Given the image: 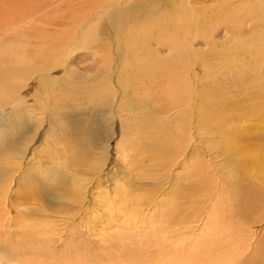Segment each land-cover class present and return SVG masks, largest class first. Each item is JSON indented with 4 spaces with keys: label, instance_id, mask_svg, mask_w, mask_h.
I'll use <instances>...</instances> for the list:
<instances>
[{
    "label": "bare ground",
    "instance_id": "6f19581e",
    "mask_svg": "<svg viewBox=\"0 0 264 264\" xmlns=\"http://www.w3.org/2000/svg\"><path fill=\"white\" fill-rule=\"evenodd\" d=\"M74 1L79 0H46L44 6L39 8L35 4V10H26L23 14L12 13L15 17L0 16V154H7L2 158L6 162L0 164V229L16 228L17 233L24 237L20 243L24 247L28 243L39 241L43 233L53 230L54 220L57 219L63 223L80 221L79 229H83L92 222L98 225L104 217L108 226L102 225L105 221L102 220L100 228H106L108 233L114 229L113 232L121 237L130 234L141 237L152 232L164 233V236L173 238L182 235L184 233L179 232L180 228L193 220L191 213L184 208V200H177L176 197L172 201L138 197L135 199L119 183H115L117 189L106 191V186L100 181L108 175V172L103 173L111 151L107 144L100 143L101 159L97 156L99 159L87 176L100 183H97L99 185L95 189L84 188L79 184L78 178L73 187H69L67 177L61 175L56 168L51 171L50 181L44 182L40 178L33 184L29 183L28 178H22L24 184H27L26 187L19 184V177L26 173L25 170L21 171L23 166L27 168L38 155L43 158L45 152H52L54 148L57 149V146L65 143L64 138H56V135L51 138L53 136L50 135L55 127L59 134L68 129L63 125L68 118L78 124L72 128L75 134H91L93 129L87 127L90 125L84 127L81 123L87 122L86 116L91 119L90 114L97 115L99 119L96 126H99L103 141L110 132L114 134L115 129L125 135L128 127H135L137 130V124H141L137 131L141 136L149 134V137L140 149H143L150 160L163 159L167 152V142L174 140L177 134L181 136L184 127L188 128V123L197 131L200 117L203 114L208 115L209 112L204 106H208L211 103L208 101L212 100L205 97L200 101L201 96L198 93L201 73L205 71L209 75L204 65L211 55L200 59V53H194L188 42L193 43L200 32L208 35L207 31H213V1L221 0H187L194 11V24L177 23L183 0H87L89 3L86 5V12L79 14V18L68 24L69 29L65 26L66 29L53 30L37 22L48 8L56 9L73 4ZM7 5L8 3L4 6L7 8ZM260 5L264 8V0H260ZM79 9L78 7L75 10ZM186 18L189 19V16ZM4 25L8 26L5 31ZM37 27L39 32L45 31L46 36L32 37ZM14 30L16 31L13 32ZM11 32L15 35H11ZM203 33L200 36L204 37ZM201 60L203 70L200 73ZM69 108L76 111L75 119L68 114ZM17 125L20 130L14 129L18 128ZM10 127L9 132L7 129ZM193 133L191 136L194 137ZM177 148L178 146L172 149L170 155L175 152L176 156H180L183 150ZM120 149L118 152L125 155V150ZM49 157L50 155L45 156L44 161ZM65 159L66 154L61 156L60 162ZM70 160L72 162L74 159ZM67 162L68 158L65 163ZM253 163L256 168H264L257 155ZM190 166L193 171L197 169L193 163ZM17 173L19 177H16ZM50 186L59 187V193L56 194ZM176 187L178 190L179 186ZM188 187L187 196L193 193L190 186ZM50 189L54 191L55 198L47 201L42 196ZM237 191L236 186L230 219H237L245 213L251 203L250 192L242 195L238 191L234 194ZM17 193L26 201L19 202L15 199ZM85 195L89 198L86 204L82 202ZM77 208H80L79 211H76ZM198 211L200 210H193L196 217ZM211 216H208L209 219ZM215 217L217 218L216 215ZM207 229L211 234L202 239L201 244L197 241L198 248L216 251L228 264H243L235 263L242 255L240 249H243L244 238L242 239L241 234L237 235L240 236L239 240L229 237L233 233L225 234L209 226ZM224 229L226 231L227 227ZM231 230L235 233L234 228Z\"/></svg>",
    "mask_w": 264,
    "mask_h": 264
},
{
    "label": "rangeland",
    "instance_id": "374dc122",
    "mask_svg": "<svg viewBox=\"0 0 264 264\" xmlns=\"http://www.w3.org/2000/svg\"><path fill=\"white\" fill-rule=\"evenodd\" d=\"M44 1L46 0H0V16L13 15L15 17L16 13L23 14L26 10H35L44 6ZM253 1H213L215 3L213 31H207L209 36L207 33L200 32V35L203 33L205 36L199 35L193 43L188 42L189 48L194 53H200V59L211 55L204 65V69L207 68L206 72L209 75L205 74V71L202 72V60L199 64L202 68L200 71L202 75L198 82V93L201 96L200 101H203L205 97L212 98V100L208 101L211 102L208 106H204L209 112L208 115L203 114L200 117L197 131L188 123V128L184 127V133L181 136L177 134L174 140L167 142V152L163 159L150 160L143 149H140L147 142L146 138L149 137V134L141 136L142 134L137 131L141 128V124H137V130L135 127L133 129L128 127L125 135L115 129L114 134L110 132L103 141L99 126H96L99 117L90 114L91 119L86 116L89 123L83 122L81 125L84 127L90 125L87 127L93 129L91 134H85L83 131V133L75 134L73 129L78 124H74V120L68 118L63 124L68 129L59 134L60 132L55 127V131L58 132L54 131L50 135L53 136L51 138H64L65 145L60 144L52 152H45L43 158L38 155L27 168L24 166L21 168V171H26L25 174L22 173V176L19 177L17 173L16 176L20 179V185L25 182L22 181V178H28L29 183L33 184L37 183L40 178L45 182L46 180L50 181L51 171L56 168L60 170L61 175L67 177L69 187H73L76 178H78L79 184L88 190L95 189L96 185L103 183V186L107 188L106 191H111V188L115 189L116 184L119 183L118 185L128 189L129 194L135 199L153 198L155 201H172L176 197L177 200H184V205H186L184 208L191 213L190 216L193 218L190 220L191 222L180 228L179 232L184 233L185 236L182 234L173 238L164 236V233L152 232L147 236L140 234L141 237L134 234L121 237L115 231L113 232L114 229L108 233L106 228L104 230V227L100 228L99 224L105 220L104 217L101 218L98 225L92 222L83 229H81L82 227L79 229L80 221L63 223L57 219L54 220L53 230L43 233V236H40L41 240L39 239L33 244L28 243L27 247H24L23 244L20 245L24 237L17 233L16 228L0 229V264H228V261L222 255H218L216 251L197 247L198 242L201 244V240L211 234L207 229L208 226L225 234L233 233L234 236L229 234V237L239 239L240 236L237 235L241 234L242 239L244 238L243 249H240L242 255L235 263L264 264V168H256L253 163L257 155L260 162L264 164V8L260 5V0ZM6 3L9 5L7 8L4 6ZM88 3L87 0H79L70 5L58 7L59 9L56 8L58 10L48 8V11L46 12V9L44 16L42 15L43 17L37 22L39 21L40 24L47 28H53V30L66 29L65 26L69 29L68 24L86 12ZM192 3L194 4V1ZM78 7L80 9L77 12L75 9ZM63 14L64 16H62ZM186 16H189V19ZM68 17L69 19H67ZM37 22L35 24H39ZM177 23L194 24V11L187 0L182 2L180 19ZM4 27L5 31L8 26L4 25ZM19 30L17 29V31ZM11 35L15 34L11 32ZM43 36H46L45 31L39 32V27H37L35 35H32L34 38ZM207 82L208 84H206ZM209 105H212L213 109ZM69 110L68 114H71L75 119L76 111L73 108H69ZM18 128L14 129L20 130ZM9 129L11 131V127L7 131ZM192 133L194 137L191 136ZM54 135L56 136L54 137ZM193 139L195 142L192 141ZM100 143L107 144L111 151H109L110 157L105 163V171L103 170V173L108 172V175L103 176L104 179H101L99 183L94 181V178L87 176L90 175L92 166L101 155ZM177 146L183 150L182 154L176 156L177 153L174 152L170 155V151L176 149ZM118 149L125 150V155L123 152L119 153ZM5 154L6 152L0 154V164L6 162L2 159L7 156ZM64 154H66V159L60 162L61 156ZM47 155L50 157L44 161ZM69 157L74 160L71 162ZM67 158L68 162L65 163ZM55 159L58 161L56 162ZM188 162L190 165L193 163L197 166L196 172L191 170L193 167ZM99 176L101 177V175ZM176 185L179 186L178 190ZM24 186L26 187L27 184ZM188 186L193 190L189 196H187ZM236 186L242 195L245 192L251 193V203L245 213L241 216L237 215V219H230L233 211L231 209L234 205L233 191ZM50 187L53 188V186ZM14 188L17 189L16 184ZM58 188L57 186L53 188L56 194L59 193ZM52 191L50 189L42 198L47 201L55 198L54 191ZM86 196L82 201L84 204L89 199ZM15 199L19 202L26 201L20 193L15 195ZM66 201L68 202V200ZM79 209L77 208L76 211ZM197 209L201 212L198 211L196 217L193 210ZM208 216H211V219ZM106 224L105 220L102 225L108 226ZM225 227H227L226 231ZM233 228L235 233L231 230ZM237 231L239 232L237 233ZM110 234L112 235L110 236Z\"/></svg>",
    "mask_w": 264,
    "mask_h": 264
}]
</instances>
